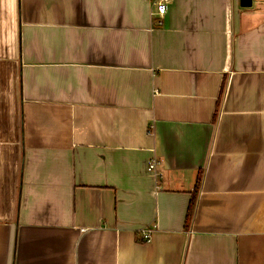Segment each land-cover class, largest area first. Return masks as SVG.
Here are the masks:
<instances>
[{"label": "crops", "instance_id": "0c3cea01", "mask_svg": "<svg viewBox=\"0 0 264 264\" xmlns=\"http://www.w3.org/2000/svg\"><path fill=\"white\" fill-rule=\"evenodd\" d=\"M251 2L0 0V264H264Z\"/></svg>", "mask_w": 264, "mask_h": 264}, {"label": "built area", "instance_id": "2783aa9c", "mask_svg": "<svg viewBox=\"0 0 264 264\" xmlns=\"http://www.w3.org/2000/svg\"><path fill=\"white\" fill-rule=\"evenodd\" d=\"M170 0H152L153 5H155V12L158 14H163L167 10V3ZM159 160L158 157L155 155L150 156L146 161L147 170L152 175L153 178L157 179L161 173L159 172V166H158ZM157 188L160 187V185L157 183ZM142 235H144V238L146 240L149 239L150 235L154 231L152 227L142 226L139 230Z\"/></svg>", "mask_w": 264, "mask_h": 264}, {"label": "water", "instance_id": "95a60500", "mask_svg": "<svg viewBox=\"0 0 264 264\" xmlns=\"http://www.w3.org/2000/svg\"><path fill=\"white\" fill-rule=\"evenodd\" d=\"M241 6L248 7L252 4L251 0H239Z\"/></svg>", "mask_w": 264, "mask_h": 264}, {"label": "trees", "instance_id": "16d2710c", "mask_svg": "<svg viewBox=\"0 0 264 264\" xmlns=\"http://www.w3.org/2000/svg\"><path fill=\"white\" fill-rule=\"evenodd\" d=\"M191 207H192V201H191V203H190V207H189V209H191Z\"/></svg>", "mask_w": 264, "mask_h": 264}]
</instances>
